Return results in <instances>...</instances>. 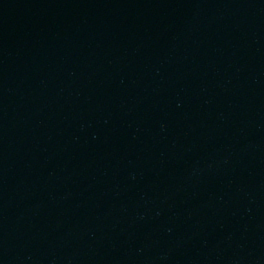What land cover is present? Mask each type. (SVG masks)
<instances>
[{"label":"water","instance_id":"1","mask_svg":"<svg viewBox=\"0 0 264 264\" xmlns=\"http://www.w3.org/2000/svg\"><path fill=\"white\" fill-rule=\"evenodd\" d=\"M0 264H264V0H0Z\"/></svg>","mask_w":264,"mask_h":264}]
</instances>
